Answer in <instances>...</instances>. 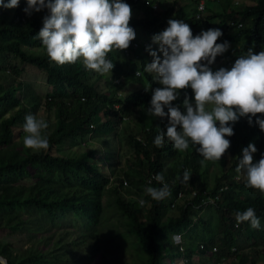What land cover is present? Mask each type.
Returning <instances> with one entry per match:
<instances>
[{"label": "trees", "instance_id": "16d2710c", "mask_svg": "<svg viewBox=\"0 0 264 264\" xmlns=\"http://www.w3.org/2000/svg\"><path fill=\"white\" fill-rule=\"evenodd\" d=\"M210 1L216 2L214 9L206 6L207 11L200 18L194 16L198 0H192L194 6L188 12L184 11V6L170 5L156 12L141 7L137 13L140 16H132L129 26L135 32H144L148 45L158 50L152 37L168 26L169 19L177 17L189 24L193 36L200 34V29L215 28L208 25V22L213 25V20L223 32L217 43H230L228 51L218 55L210 65L213 71L231 68L249 48L257 53L264 50V0L237 6L233 0ZM124 2L132 8L131 0ZM0 9V53L11 54L44 71L46 84L51 87V95L42 98L23 81L10 86L0 83V229L12 234L25 231L28 244L16 251L10 242L0 239V256L7 264H111L116 254L112 248L101 245L104 239L110 238H121L124 244L129 240L130 261L125 260L123 264H163L164 259L172 261L177 257L183 264H194V256L199 257V264H203V258L211 260L212 264L222 261L248 264V255L231 251L234 230L239 229L254 246L264 244V194L254 188H243L244 177L228 178L225 182L216 177L209 189L206 169L201 165L204 158L197 151L199 145L190 140L189 148L184 151L175 149L166 138L162 146L154 144L155 137L166 131L168 120L148 112L152 91L163 86L145 71L151 57L146 46L133 48L131 44L136 37L129 46L133 49L131 54L113 48L106 57L115 65L110 75L123 74L122 85L129 78L143 82L140 88L121 97L114 87L117 85L105 87V74L86 69L82 59L60 65L49 58L41 40L35 38L43 27L47 9L31 14L24 11V4L15 9ZM35 48L40 51L34 52ZM123 55L134 58L118 61ZM125 62L130 64L126 71L118 67ZM137 69L141 71L140 77L135 75ZM12 70L18 71L14 67ZM185 95L194 101L191 88L181 90L179 98L173 101V106H180L181 111H184ZM21 103L25 107L16 109ZM41 105L47 110L54 109L53 127L50 132L44 131L49 146L41 150L28 149L23 140L16 139L14 128L24 125L25 117ZM99 114L103 120L96 123L93 117ZM257 117L264 118V114L253 117L252 125L246 117H241L234 125L230 122L234 135L225 137L230 140V148L222 156L229 159L230 170H236L242 149L249 143H254L258 149L253 154L254 161L264 155V131L255 123ZM132 118H137V128L127 133L131 149L127 163L119 167L115 163L118 128L124 119ZM45 121L49 125V121ZM88 132L99 135L95 139L102 140L100 148L87 143L77 156L59 152L65 142L74 146L75 140ZM105 142L110 143L111 148ZM54 146L55 153L52 152ZM97 154H103L106 163L98 164ZM185 170L191 175L188 182L183 180ZM226 172L228 168L222 176H226ZM153 174H162L164 183L169 186L170 195L161 201L144 193L143 186ZM123 179L126 185L122 184ZM226 182L228 188L220 190ZM151 186L163 185L152 181ZM128 192L137 197L124 196ZM178 193L182 194L178 198L182 200L179 214L166 215ZM105 194L106 206L102 201ZM208 196L217 198L209 202ZM138 198H142L143 204ZM197 206L210 213L205 218L196 217ZM249 207L260 220L258 229H253L248 222L237 226L235 213ZM109 218L113 221L108 223V231L103 232L102 224ZM62 221L70 223L71 228L43 233ZM46 224H50L49 227ZM173 233L183 235V251L172 242ZM216 243L217 250L213 251ZM232 253L235 260L229 257Z\"/></svg>", "mask_w": 264, "mask_h": 264}, {"label": "clouds", "instance_id": "9594fccd", "mask_svg": "<svg viewBox=\"0 0 264 264\" xmlns=\"http://www.w3.org/2000/svg\"><path fill=\"white\" fill-rule=\"evenodd\" d=\"M131 1L132 7L139 5L153 12L170 6L167 0ZM19 3L20 0H7L6 3L0 0V7L15 9ZM199 4L203 5L201 10H198ZM44 9L48 14L43 17V27L35 38L41 40L49 58L60 65L82 59L86 69L105 74L112 72L115 66L106 58L113 48L133 50V46L129 48L136 38L134 28L129 26L132 9L124 0H27L24 11L31 14ZM195 10V18L203 17L207 11L206 0H198ZM211 21L213 25L209 22L208 25L215 28L200 29L201 33L193 36L189 24L177 17L171 18L167 21L168 26L152 37L153 44L159 45L158 51L153 50L144 38L134 41L136 46L133 47L146 46L153 60L146 64L145 71L155 73L156 82L163 86L152 91L151 107L148 108L151 115L168 120L166 131L155 137L154 144L160 147L166 138L175 149L184 151L189 148L190 140L199 145L197 151L204 158L201 164L220 160L230 148V140L225 138L234 135L230 122L234 125L241 117H246L252 125L253 117L264 114V50L257 53L249 48L231 68L221 67L213 71L210 65L215 63L218 55L228 51L230 43H217L223 32L217 27L219 24ZM158 53L163 54L162 59ZM135 74L139 76L140 69ZM188 88L194 94V101L185 95L184 111H181L180 106H173V101L179 98L181 90ZM255 123L264 131V118L257 117ZM48 127L45 120L27 115L23 125L25 148L47 149L49 141L44 131ZM257 151L254 143L244 147L236 172H243L246 187L264 194V155L254 161L253 154ZM228 169L230 173L234 171ZM233 177L239 178L236 173L229 178ZM190 179L189 171L185 170L184 182ZM155 180L163 186H149L146 193L153 200L161 201L170 195L169 186L164 183L162 174H157ZM227 188L226 182L219 189ZM216 198L208 196L207 200L214 202ZM235 219L237 226L248 222L253 229L260 227V220L252 207L236 212ZM179 235L182 234L173 233L171 236L177 246L175 242L180 241ZM181 237L184 239L183 235ZM213 247L216 251L217 246Z\"/></svg>", "mask_w": 264, "mask_h": 264}, {"label": "rangeland", "instance_id": "374dc122", "mask_svg": "<svg viewBox=\"0 0 264 264\" xmlns=\"http://www.w3.org/2000/svg\"><path fill=\"white\" fill-rule=\"evenodd\" d=\"M5 3L7 2V0H4ZM171 3H168L169 5H173L174 7H179V6H184V11L188 12L193 6V2L192 0H167ZM173 1V2H172ZM234 1V5H239V4H244V5H248V4H253L254 0H233ZM23 5L24 4V9L27 7V0H20L19 5ZM216 2L207 0L206 6L208 7V9L213 10L215 7ZM132 16H140L139 14H137L138 12L141 11V7L139 5H134L132 8ZM1 11V9H0ZM12 13V12H11ZM136 37L137 40H143V38H145V34L144 32H141L139 30L136 31ZM223 43V42H222ZM132 46L135 47L136 43L133 42ZM158 46L159 49V45ZM153 49V48H152ZM34 52H38L40 51L39 49H34ZM126 51H128L127 53L131 54V50H129L128 48L126 49ZM131 51V52H130ZM148 53L149 51L146 50ZM158 51V50H156ZM160 56H162V53H158ZM150 55V54H149ZM123 58H125V60L127 61V59L130 58H134L133 55H127V57L125 55L119 57L117 60L122 62ZM153 60V57L151 56L150 59L147 61V63H151ZM130 64L125 62V63H120V65L118 67H121L122 70L126 71L129 69ZM16 68L18 71H13L12 68ZM139 70V69H137ZM136 70V71H137ZM98 73V72H96ZM136 73V72H135ZM111 72L109 73H105V78L106 79V84L104 83V86L107 87L108 85H117L114 86L117 92V95H120L121 97H126L130 92L134 91L135 89H138L141 87V85L143 84V82L141 80L134 82L131 78H129V80L122 85V81H123V74H121L118 77H113L110 75ZM153 75V77H155V73H151ZM136 75V74H135ZM140 77V75L138 76ZM19 81H23L25 83L30 84L31 88L38 94L40 95L42 98H47V95H51L50 93V89L51 87L49 85L46 84V73L40 69H38L35 66H32L30 64L27 63H23L22 61H20L19 58L11 55V54H6V53H0V83L4 84L5 86H10L12 83H17ZM99 81H101V83H103V79H100ZM147 84V83H146ZM119 86V87H118ZM25 107V105L23 103H21L16 109H21ZM115 108L118 107L117 105L114 106ZM206 110H210V108L206 107ZM33 115H36L38 118L40 119H47L49 121V127L47 129L48 132L51 131L52 129V125L54 123V109H44V106L41 105L36 112L33 113ZM97 118V119H96ZM93 119H95V122L97 123L98 121H102L103 118L100 117V114L98 116H94ZM94 124V123H93ZM137 125V118H132V120L130 119H124L118 128V142H117V157H116V165L117 166H125V164L127 163L126 161V157H127V153H129V149H131V146L127 143V133H129L130 131H134V129H136ZM14 134L16 136V139H20L23 140V137L25 135V132L23 130V125H18L14 128ZM99 135H96L93 132H88L87 135H85L84 137H79L78 139L75 140V144L74 146H70V144H66V142L62 145L60 149V153L66 155L69 154L71 156H77L79 155L81 152L84 151V149L86 148V144L89 143L90 145H95L97 146V148H100L102 146L101 142L102 140H97L95 139L96 137H98ZM109 142V141H108ZM110 148H111V144L105 142ZM52 152L55 153L56 152V147L54 146L52 148ZM96 157L98 158V164L102 165L104 163H106L103 154H97ZM203 167H205L206 169V174H207V179H208V188L210 189L214 184H215V178H220L221 182H225V180H227V178H229L230 176H232L233 174L236 173V175L241 178L244 177L243 172L241 173H237L236 170L230 172H226V176H222V172L224 171L225 168H229L230 167V161L228 158H221L220 160H212L210 163L204 161ZM243 188H246V186H243ZM257 190V189H255ZM259 191V190H257ZM124 196L126 197H135L136 195L130 194V192L126 193ZM137 197V196H136ZM138 199H142V198H138ZM103 205L106 206L107 205V194H105L103 196ZM181 199H178L177 202H175V205L173 207H170V210H167L166 215H173L176 216L179 214V209L181 207ZM194 210H197L196 213V217H206L208 215V213H210L209 210L203 208V207H196ZM194 217V219L196 218ZM113 219H108L106 220V222L102 224V228H103V232L108 231L107 230V226L109 225V222H112ZM50 224H46L47 227H49ZM66 228H71V224L67 223L66 221H62V223L60 222L59 224H57L56 226H52L51 229H47V230H43V233L46 232H50V231H54V230H63ZM42 233V234H43ZM26 232H15V233H10L9 230L7 229H0V239H3L5 241H8L12 244V246L15 248L16 251H19L21 249V247H26L28 244L26 242V236H25ZM39 235V233H38ZM41 235V234H40ZM109 235V234H108ZM234 235H235V242L232 246V250L233 253L234 252H242L246 255H248L249 257V262L248 264H252L250 260L254 261V264H264V244L261 243L259 246H254L252 245V243L245 239L244 235L242 234V232L237 229L234 230ZM182 236V235H181ZM110 238V236H109ZM184 240V239H183ZM227 240V238H226ZM129 240H127V242H125V244L122 242L121 238H114V239H104L103 242H101V245L108 246L110 248H112V252L116 254L115 259H111L110 263L111 264H123L125 262V260L130 261V253L132 252L130 246H129ZM119 243V245H118ZM218 243H216L214 246H216ZM119 248V249H118ZM117 251V252H116ZM230 254L229 257L230 259H234V254ZM228 259V260H230ZM203 264H212L211 260L209 259H201ZM235 260V259H234ZM192 261L194 264H199V257L198 256H194L192 258ZM223 262V261H222ZM221 264H227V261L223 262ZM183 260L180 259V257H177L175 259H173L172 261H170L168 258L163 260V264H183ZM89 264H94L93 262H90Z\"/></svg>", "mask_w": 264, "mask_h": 264}, {"label": "built area", "instance_id": "2783aa9c", "mask_svg": "<svg viewBox=\"0 0 264 264\" xmlns=\"http://www.w3.org/2000/svg\"><path fill=\"white\" fill-rule=\"evenodd\" d=\"M144 1H148V0H144ZM202 8H203V5H202V4H199V5H198V10H201ZM155 176H156V175L153 174V175H151V176L146 180V184L143 186L144 193H146V188L149 187V186H151L152 181H156V180H155ZM122 184H123V185H126V184H127L126 180L123 179ZM151 187H152V186H151ZM181 196H182V194H181V193H178V194H177V197H176V198L172 201V203L170 204V207H173V206L175 205L176 200H178V198H180ZM139 201H140V203H141L142 199H139ZM208 201H212V200H208ZM179 236H180V241H179V242H175V243L178 244L179 249H180L181 251H183V250H184L183 239H182L181 235H179ZM215 249H216V247H212V250H213V251H214Z\"/></svg>", "mask_w": 264, "mask_h": 264}, {"label": "water", "instance_id": "95a60500", "mask_svg": "<svg viewBox=\"0 0 264 264\" xmlns=\"http://www.w3.org/2000/svg\"><path fill=\"white\" fill-rule=\"evenodd\" d=\"M0 264H7V260L0 256Z\"/></svg>", "mask_w": 264, "mask_h": 264}]
</instances>
